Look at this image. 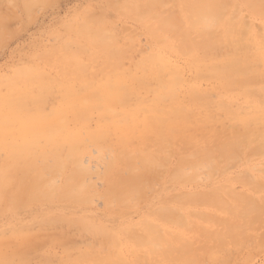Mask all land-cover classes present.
<instances>
[{
	"label": "rangeland",
	"instance_id": "obj_1",
	"mask_svg": "<svg viewBox=\"0 0 264 264\" xmlns=\"http://www.w3.org/2000/svg\"><path fill=\"white\" fill-rule=\"evenodd\" d=\"M226 1L229 8L227 15L235 23V37H221L217 45H212L209 49L201 47L203 40L200 39L199 33H192L193 40L190 41L192 43L184 41L183 38L180 39L187 27L185 23L186 10L183 3H198L193 8L195 9L196 7L200 8L201 2H203L202 9L205 12L210 10L209 3L205 0H166L167 3L164 6L162 4L153 8L150 5H143L144 7L142 6V9L135 13H133L132 5L136 0H37L30 8H26L21 0L0 1V95H6L9 92L6 90L9 89L8 82L17 73L33 67L42 68L40 70L46 75L45 78L49 79L48 81L46 79L48 84L44 82L43 88L47 86L45 91H39L40 87H34L37 90L35 93L39 94L38 98L40 97V99H35L40 100L39 102L35 99L31 100L32 97L29 95L30 101H32L30 104L33 105L34 101V106L26 105L27 98L22 99L25 108L29 107L31 115L28 113L6 117V121H11H8L7 127L0 123V163H2L0 164V173L2 174L8 168L6 173L8 177L12 176L10 179H14V176L16 179H22L18 178L17 174L11 175L12 168L9 166L20 165V162L24 160L23 164L25 158L32 155L31 159H34L36 167L44 166H41L42 169L34 170V173L36 176L42 174L41 176L47 179L45 194L47 193L46 196L50 198L51 191L63 185L66 173L73 171L71 163L66 162L67 164H65L62 160L63 162H60L63 164H61L52 156L53 146L57 147L55 152L59 151L63 154L68 153L75 145L78 149L83 146L84 151L80 148L79 151L82 152L81 155L78 154L79 157L81 156V162L79 157L77 162L90 168L86 175L80 176L81 178L87 176L85 179L82 178L83 180L80 179V181L79 177L77 180L82 183L79 189L81 188L80 194L84 195L80 199L59 200L56 195H54L55 198L52 195L48 199L49 201L45 196L43 198L46 199L45 201L36 199L37 201L33 200V202L25 198L20 206L15 207L7 205L5 200L0 201V264H85L86 262L87 264H108L106 259L113 262L112 258L114 257V262H116L115 256L119 253L122 256H116L117 260L120 259L123 264H264V0ZM154 11H159L164 16L171 15L173 18L175 16L172 30L165 29L164 33L162 32L163 34L161 33L159 36L160 40L157 37L154 38L151 32H148L150 31L147 29L149 26H146L147 22L150 23L153 20L152 24L159 20L152 16ZM85 23L91 25L102 23L112 39L109 41L112 45L109 54L97 49L87 51V55L90 56H84L82 60L88 67L86 74L89 78H86L85 73V76L83 73L81 76L77 75L78 79L80 77L77 83L76 77L72 78L63 66L61 69L59 68L61 65L57 64L59 65L57 66L56 63L66 59L64 56L66 44L78 40L76 42H79L80 47L83 48L86 45L84 37L78 39L75 36V31ZM215 30L213 29V32L219 37L221 30L219 28ZM155 51L159 52L164 60H161L160 64L163 67L166 65L163 69L157 65L158 68H156L151 59L147 60L148 56L151 57L156 53ZM233 57H235V61L238 58L237 63L239 64L235 62L236 66H233L236 68L235 78L236 80L248 79L249 87L255 93L253 99H247L242 85H236L233 90H229L230 92L225 90L224 81L217 75L211 76L208 72L210 65L219 62L225 64V61L227 63L228 60L231 62ZM230 62L225 66L227 68L230 66L229 69H233V64ZM248 65L249 69L246 68ZM239 66H242L244 73L241 72L242 70H240L241 74L237 71ZM245 69L249 70L248 74ZM60 71L62 72L60 73ZM169 71L172 73L171 76ZM175 76H179L181 79L177 77V80L180 79L181 82L176 81ZM82 78L83 82L81 83ZM168 79L171 80L169 83L176 81L178 84L177 98L166 99L167 101L154 99L157 92H164L162 85ZM66 80L68 82L73 80L72 84H68ZM84 81L88 83L86 84ZM95 83L100 87H96ZM102 83L113 84L112 89L120 84H125V93L129 99L125 104L113 105L117 113L122 114L126 110L135 111L137 108L140 110H137L134 116L131 115L129 120L127 119L129 122L119 121L115 128L109 129L110 134L108 133L109 135L100 139L105 148L100 146L99 150L98 146L95 147L96 143H91L95 140L91 138L90 131L98 136L100 130H103L101 125L104 120L97 108L107 100L104 99L106 96L102 93L101 86L104 87ZM88 84L93 85H90L92 88L84 89L83 86L89 87ZM75 85L78 89L75 88ZM61 86H63L62 89H60ZM72 88L75 91L78 90L77 93L80 89L79 95L82 97H87L88 94L92 95L93 92V95L97 94L91 101L87 99L85 104L90 110L89 112L87 110L88 114L85 112L89 119H80L83 115L85 117V114L77 117L73 116L74 114H71L69 110L63 111L67 106L66 91ZM195 94H200V98L204 94L207 98L194 99ZM29 96H27L28 100ZM0 100L2 102L3 99ZM40 102L45 103L40 104ZM42 105L45 106L42 107ZM37 107L40 108V112ZM31 108L33 110L36 108L34 110L36 114L31 111ZM156 109H161L164 112L162 115L166 122L164 120L163 122L167 126H164L165 130L162 131L166 135H163L160 130L162 128L159 125L162 123L159 122L157 125L154 121L156 118H152L155 116L154 113H157ZM141 110L142 115H140ZM164 110L168 111V115ZM58 112L59 114L63 112L65 118L63 113L60 114L61 120L60 117L57 118V115L54 116ZM51 115L56 117V120ZM38 117L42 119L40 120ZM45 120L50 122L45 123ZM40 122L41 124L45 123L42 125H47V128L44 126L47 131L41 127ZM10 123L13 127L9 125ZM158 128L160 132H156ZM56 129L60 130L56 131ZM28 132L29 135H27ZM32 132L33 134L37 132L36 135L40 136L39 140L33 134L31 135ZM55 132L58 133L54 134ZM123 133L129 134V144L126 146L127 150L134 154L136 149L140 148L142 153L146 151L156 153L155 144L159 139L164 138V141L168 140L170 144L168 142L165 145L166 152L161 155L163 160L154 172L145 169L147 186L139 197L132 195L134 199L130 196V200L127 199L126 202L107 204L102 197L103 191L105 192L107 188L105 176H109L110 172L107 168L114 162L115 156L121 149L124 152V145L120 146L121 142H124L121 140ZM247 133L254 138L246 140L245 134ZM52 134L56 136L53 137ZM168 134L171 135V139L173 136L172 141ZM41 135L45 137L43 138ZM66 136L67 138H65ZM72 136L78 138L76 142L79 145L74 143L75 138ZM47 137L49 138L46 139ZM4 138L6 139L4 140ZM32 138L38 141L34 143ZM70 138L73 142L69 141ZM235 138L237 141L244 142V146L237 149L239 151L235 154L236 156H228L227 159L223 156L217 159L216 154L215 158L204 159V157L201 158L193 154L199 150L197 152L200 156V153L208 148H212V151L215 152L216 149L218 150V146L229 144L227 143L229 140L230 142L236 141ZM60 139L62 142L69 141L70 143L62 144L61 141L59 142ZM104 139H107L106 143ZM47 141L48 143L52 141V146L50 143L48 145ZM23 144H27V147L29 145L28 149L26 146L23 148ZM16 146H18L17 149H20L17 150ZM15 149L18 153L13 152ZM202 149L203 151H201ZM108 150L109 152H107ZM49 151L52 153L49 154ZM43 152L46 154L45 159L40 156ZM10 153L12 155H8ZM230 153L236 152L231 151ZM22 154H25V158ZM19 155L22 156L19 157ZM15 156L18 157L19 163L15 160L17 158ZM234 156L235 158H232ZM184 157H187L186 160L195 158L194 162L197 161L198 164L195 165L193 162L191 164L189 160L188 163L191 165L187 161L185 163L189 166L187 164L185 166V163L182 165L181 159ZM197 157L200 160H197ZM221 158L223 161L219 162ZM7 161L11 163L7 164ZM139 162L135 164V169H138ZM4 163L7 165L2 166ZM199 163L200 166H198ZM54 164H57L60 169ZM141 164L140 162L139 165L141 166ZM179 165H182L183 167H181L184 169H177L180 167ZM193 165L196 167H192ZM51 170L56 174H53ZM127 170L123 171L126 178L130 174ZM177 170L182 172L179 173ZM103 177L104 179H102ZM2 190L3 186L0 187V192ZM48 190L50 193L47 192ZM100 193L102 194L100 195ZM210 195L214 197V200L205 202L202 197H210ZM246 203L252 206L254 203L259 205L252 214L249 213L250 217L247 215L244 218L240 215L241 213H235L231 209L236 205L242 210ZM177 211H179L178 215L182 212L183 215L185 214L182 215L185 219L177 216L178 219L185 220L183 224H179L176 215L172 217H176L172 220L171 218L169 220L165 215L167 212L178 213ZM146 219L156 224L157 231L150 233L147 230L144 226ZM77 220L81 223L84 221L86 228H83V224L81 225L80 222L77 224ZM149 237L154 238V243H143L142 247L139 239L146 240ZM113 240L117 244L116 248H114V242L111 243ZM164 247L168 248L167 254L170 256L167 255L166 259L164 258L165 262L162 260L163 256L156 255V251L161 249L160 253L162 252L165 256L167 251L164 252ZM156 248L158 249L155 251ZM107 249H110L113 257H111V253L106 257L103 256L107 253ZM116 251L119 253L115 254ZM100 255H102L99 257L101 260L97 258ZM94 257V261L89 260ZM103 258H105V263L102 262ZM120 260L116 263L121 264Z\"/></svg>",
	"mask_w": 264,
	"mask_h": 264
},
{
	"label": "bare ground",
	"instance_id": "obj_2",
	"mask_svg": "<svg viewBox=\"0 0 264 264\" xmlns=\"http://www.w3.org/2000/svg\"><path fill=\"white\" fill-rule=\"evenodd\" d=\"M0 1H3V0H0ZM22 2H23V4L25 5V7L26 8H30L32 5H34V3L37 1V0H21ZM205 1H207L208 3H209V7H210V10L209 11H203V9H202V6H203V2H201V7L199 8V7H196L195 9H193L195 6H197V4L198 3H188V4H184L183 3V6L185 7V10H186V15H185V23L187 24V27H186V29H185V32H183L182 34V37L180 38V39H182L183 38V40L185 41H191V40H193L192 39V33H194V34H196V33H199L200 34V39H202L203 41H202V43H203V46H201V47H206L207 49H209V47H211L212 45L213 46H215V45H217V43L220 41V38L222 37V38H232V37H235V23L233 22V19L231 18V17H229L227 14H228V10H229V8H228V2L226 1V0H205ZM249 1V0H248ZM248 1H247V3H248ZM192 2V1H191ZM250 2V1H249ZM166 0H136V2H135V4H133L132 5V10L134 11L133 13H135V12H137V11H140L141 9H142V6L143 5H150V6H152L153 8H155V7H158V6H161L162 4V6H164V5H166ZM200 3V2H199ZM253 3V2H252ZM187 5V6H186ZM253 5V4H252ZM149 6V7H150ZM144 7V6H143ZM252 7V6H251ZM256 7V6H255ZM131 8V7H130ZM13 10V9H12ZM152 16L154 17V18H158L157 20L158 21H156V23H152L151 24V22L153 21H151L150 23H148L147 22V27L149 26V28H147V29H149L150 31H148V32H151V35H153V37L154 38H156L157 37V39L159 38V40H160V35H161V33L165 30V29H167V30H172V25L174 24V19H175V16H174V18L171 16V15H166V16H164V14L163 13H161V12H157V11H154V13H152ZM3 18V17H2ZM153 18V19H154ZM149 24V25H148ZM151 24V25H150ZM216 28H219L220 30H221V33L219 34V37L218 36H216L215 35V33L213 32V29L215 30ZM107 30H106V28L103 26V24L102 23H96V24H93V25H91V24H88V23H85V24H83V25H81L80 26V28L79 29H77L76 31H75V36L79 39V38H81V37H84L85 38V40H86V45L82 48V47H80L79 46V42H76V41H78V40H74V41H71L70 43H68V44H66L65 46H64V51H65V53H64V56H66L65 58L66 59H63V60H60V62L59 63H56V65L57 64H59V65H61L59 68H61L62 66H63V68H65L66 70L65 71H68L67 73H68V75L70 74V76H72V78H74V77H76L77 75L79 76H81V74L83 73H87V70H88V67H87V65L85 64V62L82 60V57H84V56H87V57H89L90 55H87L88 54V50H90V49H94V50H98V51H101V52H106V53H108L109 54V52H111V45L112 44H110L109 43V41L110 40H112L111 38H110V36L107 34V32H106ZM216 31V30H215ZM164 33V32H163ZM162 33V34H163ZM74 36V37H75ZM162 37V36H161ZM156 39V40H157ZM186 43V42H185ZM190 43H192V42H190ZM187 44V43H186ZM194 44V43H193ZM201 44V43H200ZM113 48V47H112ZM92 51V50H91ZM100 52V53H101ZM156 53H154V54H152L151 55V57H147V60L149 59H151V62L153 63V65H155V67L156 68H158V67H162V69L166 66H164L163 67V65H160L161 63H162V61H164V60H162V57L160 56V54H159V52H157V51H155ZM94 54V53H93ZM190 54V53H189ZM211 54V53H210ZM209 55V54H208ZM213 55V54H212ZM234 55V54H233ZM189 56V55H188ZM191 56H192V54H191ZM210 56V55H209ZM231 56V55H230ZM235 56V55H234ZM213 58V57H212ZM228 58V57H227ZM235 57H233V59L231 60V62L228 60V62H230L231 64H233L232 65V68H233V66H236V64H235V62L237 63L238 62V58H237V60L235 61V59H234ZM207 59H209V58H207ZM217 59V58H216ZM162 60V61H161ZM198 61H199V59H197ZM206 60V59H205ZM57 61V60H56ZM55 61V62H56ZM205 62V61H204ZM207 62V61H206ZM226 63V61H225V64H224V62H219V63H215V64H213V65H210L209 67H208V72L211 74V76H214V75H217L218 77H220L221 79H222V81H224L223 83H224V85L226 86V88H225V90H227V91H229V90H233L234 88H235V86L236 85H242L243 86V91H244V94H245V96L247 97V99H253L254 98V92H253V89H251L250 87H249V82L246 80V79H240V80H236V78H235V69L236 68H233L234 69V71H233V69H229L230 68V66L227 68L225 65L226 64H229V63ZM198 63V62H197ZM214 63V62H213ZM238 64V63H237ZM59 65H57V66H59ZM152 65V66H153ZM158 67H157V66ZM239 65V64H238ZM154 67V66H153ZM240 67H241V69H240ZM249 67V65L246 67V68H248ZM167 68V67H166ZM40 69H42V68H40ZM40 69H38V68H30V69H27V70H25V71H23V72H19V73H17L12 79H10L9 80V82H8V87H9V89H6V90H9V92L8 93H6V95H0V99H3L2 100V102H1V100H0V116L2 117H0L1 118V120H0V123L2 124V125H7V123H8V121L9 120H5V118L6 117H14V116H19V115H26V114H28V113H30V110L28 109V108H25V106H24V102H23V100L22 99H26L27 98V102L25 101V103H26V105H32V104H30V103H32V101H30V96L29 95H31V100L32 99H35V98H38V96H39V94H36L35 92L37 91V90H35V88H37V87H40V89H41V87H42V90H40L39 89V91H42L43 92V90L45 89V88H47V86H45V88H43V86L45 85L44 84V82L46 83V79H47V81L49 80L48 78H45L46 77V75L40 70ZM62 69V68H61ZM161 69V68H160ZM244 69V68H243ZM249 69V68H248ZM240 70H242V66H239V70H237L238 72H240ZM249 71V70H248ZM248 71L245 69V72H247V74H248ZM62 71H60V73H61ZM170 72V71H169ZM241 72H243L244 73V71L242 70ZM241 72H240V74H241ZM208 73V74H209ZM85 74H84V76H85ZM170 74V76H171V72L169 73ZM203 74V73H202ZM207 74V73H206ZM246 74V73H245ZM246 74V75H247ZM67 74H66V76H68ZM87 75V74H86ZM65 76V75H64ZM77 76V77H78ZM88 76V75H87ZM86 76V78H89V76L87 77ZM236 76H238V74H236ZM76 77V78H77ZM176 77V76H175ZM178 78H180L179 76H177ZM177 77H176V81H179V80H177ZM215 77V76H214ZM246 77V76H245ZM261 77V76H260ZM67 78H69V77H67ZM71 78V79H72ZM247 78V77H246ZM251 78V77H250ZM52 79V78H51ZM71 79H69V80H71ZM79 79H80V77H79ZM79 79L77 78V80H75L77 83H78V81H79ZM175 79V78H174ZM45 80V81H44ZM169 80V79H168ZM167 80V81H168ZM173 80V79H172ZM52 81V80H51ZM50 81V82H51ZM67 81V80H66ZM73 81V80H72ZM72 81H70V82H68V84H70ZM81 81V83L83 82V78H82V80H80ZM88 81V80H87ZM166 81V82H167ZM176 81H172V83H169V82H171V80H169L167 83L165 82V84H163L162 85V89H163V93H161L162 91H160V92H157L156 93V97L154 98V99H165V101H167L166 99H176L177 98V94H176V92H177V90H178V88H177V82ZM240 81V82H239ZM60 82V81H59ZM65 82V81H64ZM85 82V81H84ZM179 82H181V81H179ZM251 82H252V80H251ZM5 83V82H4ZM76 83V84H77ZM86 83V82H85ZM88 83V82H87ZM86 83V84H87ZM90 83H93V82H90ZM109 83H110V81H109ZM121 83H122V81H121ZM46 84H48V83H46ZM60 84V83H59ZM67 84V85H68ZM72 84V83H71ZM96 84L97 83H95L94 85L96 86ZM103 84V83H102ZM101 84V85H102ZM7 85V84H6ZM53 85V84H52ZM61 85H62V83H61ZM63 85H65V84H63ZM89 85V87L88 86H83V87H85L84 89H86V90H88L89 88H92L91 86H93V85H91V84H88ZM91 85V86H90ZM104 85V87L103 86H101L102 87V93L104 94V96H106V98H104V99H107L105 102H104V104H102V105H99L97 108H99V110H100V114H101V118L104 120V121H102V125H101V127L103 128V130H100V134L99 133H97V134H99L98 136H96V133H91V131H90V134L92 135V139L93 140H95L94 142H91V143H96L97 145H95V147L96 146H98V149H99V147L101 146V148H103L104 147V145H102V143H101V141H100V139L102 138H105V136L106 135H109L110 133L108 132L109 131V129H113V128H115L116 126H117V122H127L129 119V117L131 116V115H135L136 113H137V110H140V108H137L135 111H130V110H126V112L125 113H122V114H120V113H117V111H115L116 109H114V107L115 106H113L114 104H117V103H123V104H125L126 103V101H127V99H129L128 97H127V95H126V93H125V84H123V85H119V86H116V88H113L112 89V86H113V84H108V85H105V83L103 84ZM74 86V85H73ZM94 86V87H95ZM7 87V86H6ZM7 87V88H8ZM35 87V88H34ZM60 87V86H59ZM62 87L63 86H61V88L60 89H62ZM88 87V88H87ZM96 87H100V86H96ZM114 87V86H113ZM160 87H161V85H160ZM48 88H49V86H48ZM51 88H53V87H51ZM56 88H57V86H56ZM56 88H54V89H56ZM75 88L76 89H78L77 87H76V85H75ZM111 88V89H110ZM177 88V89H176ZM35 90V91H34ZM48 90V89H47ZM52 90V89H51ZM45 91V90H44ZM49 91V90H48ZM54 91H56V90H54ZM59 91V90H58ZM57 91V92H58ZM76 91H78V90H76ZM73 88L72 89H69L68 91H66L67 93H66V101H67V106H65V108H64V110L63 111H66V110H69V112H71V114H74L73 116H77V117H80V116H82V114H85V112H87V110H88V108L85 106V104H86V102L89 100V101H91V99H94V96L95 95H97V94H95V95H93L94 94V92H93V94L92 95H87V97H82V96H80L79 94H80V89H79V93H77ZM82 91V90H81ZM226 91V92H227ZM243 91H242V94H243ZM42 92H40V94L42 93ZM52 92V91H51ZM83 92V91H82ZM86 92V91H85ZM89 92V91H88ZM96 92V91H95ZM230 92V91H229ZM1 93V92H0ZM52 93H54V92H52ZM96 93H98V92H96ZM233 93H235V92H233ZM224 94V93H223ZM230 94V93H229ZM42 95H43V93H42ZM45 95V94H44ZM196 96L194 97V99H199L200 98V94L199 95H197V94H195ZM27 96H29V100H28V97ZM46 96V95H45ZM100 96V95H99ZM99 96H97V97H99ZM158 96V97H157ZM47 97V96H46ZM204 97H206V96H204V94H203V97L202 98H200V99H205ZM233 97V96H232ZM100 99H101V96L99 97ZM137 98V97H136ZM207 98V97H206ZM38 99H40V97L38 98ZM42 99V98H41ZM45 99H47V98H45ZM86 99V100H85ZM88 99V100H87ZM224 99V98H223ZM235 99V98H234ZM36 101H38L37 99H35ZM42 100H44V99H42ZM41 100V101H42ZM134 100V99H133ZM28 101H30L29 102V104H28ZM40 101V100H39ZM38 101V102H39ZM79 101V102H78ZM99 101V100H98ZM128 102V101H127ZM141 103H143L142 101H140ZM37 103V102H36ZM35 103V104H36ZM41 103H45V102H40V104ZM144 103H146V102H144ZM163 103V102H162ZM40 104H38V105H40ZM164 104V103H163ZM69 105V106H68ZM88 105V104H87ZM121 105V104H120ZM162 105V104H161ZM32 106H34V101H33V105ZM45 106V105H44ZM43 105H42V107H44ZM97 106V105H96ZM165 106V105H164ZM40 107V106H39ZM39 107H37V108H39ZM42 107H40V108H42ZM155 107V106H154ZM166 107V106H165ZM40 108H39V112H40ZM125 109H126V107H124ZM29 111H28V110ZM146 109V108H145ZM144 109V110H145ZM165 109V108H164ZM171 109H172V111H174L173 110V108L171 107ZM34 110H36V108L34 109ZM34 110H33V108H31V111L32 112H34ZM86 110V111H85ZM147 110V109H146ZM54 111V110H53ZM62 111V110H61ZM90 110H88V112H89ZM148 111V110H147ZM155 111H157V113H154V117L152 116V118H156V120H154L155 121V123L158 125L159 124V122H160V124L162 123V125H159V127L160 128H162V129H160L161 130V132H162V134H163V131L162 130H165V127L167 126V125H165V119H164V116L162 115V114H164V112L161 110V109H156ZM164 111H166V110H164ZM41 112H42V110H41ZM43 112H44V110H43ZM57 112V111H56ZM68 112V113H69ZM88 112H87V114H88ZM167 112L168 111H166L165 113L167 114ZM35 113V112H34ZM33 113V114H34ZM63 112H60V114H62ZM94 113V112H93ZM144 113H145V111H144ZM148 113V112H147ZM36 114V113H35ZM54 114V113H53ZM58 114H59V112H58ZM57 113L56 114H54V116L55 115H57L58 117L57 118H59L60 117V114L58 115ZM87 114H85V117H81L80 119L81 120H85V119H83V118H86V119H89V118H87L86 117V115ZM90 114V113H89ZM172 114V113H171ZM30 115H31V113H30ZM48 117H49V115L48 114H46ZM63 115H64V113H63ZM140 115H142V110H141V113H140ZM139 115V116H140ZM152 115V114H151ZM168 115V114H167ZM262 115V114H261ZM27 116H29V115H27ZM36 116V115H35ZM38 116V115H37ZM52 116V115H51ZM139 116H138V118H139ZM41 117L42 118H45L43 115H41ZM53 117V116H52ZM51 117V118H52ZM76 117V118H77ZM32 118V117H31ZM35 118H37V117H35ZM38 118H40V117H38ZM42 118H40V120L42 119ZM53 118H55L54 120H56V117H53ZM64 118H65V115H64ZM250 118H253V117H250ZM260 117L258 116V119H259ZM29 119V117L27 118V120ZM46 119V118H45ZM48 119V118H47ZM50 119V118H49ZM48 119V120H49ZM128 119V120H127ZM147 119H149V118H147ZM253 119H256V118H253ZM30 120V119H29ZM28 120V121H29ZM39 120V119H38ZM39 120V121H40ZM47 120V121H48ZM60 120H61V117H60ZM101 120V119H100ZM151 120V122H153L152 121V119H150ZM163 120L165 121V122H163ZM42 121H44V120H42ZM41 121V122H42ZM46 120H45V123L47 122ZM64 122H66L65 120H63ZM137 121V120H136ZM9 122H11V121H9ZM36 122V121H35ZM41 122H40V124H41ZM48 122H50V121H48ZM47 122V123H48ZM101 122V121H100ZM129 122V121H128ZM148 122H149V120H148ZM45 123H42V124H45ZM0 124V125H1ZM36 124H38L37 122H36ZM41 124V127L43 128L44 126H46V128H47V125H42ZM86 124V123H85ZM168 124V123H167ZM11 127H13L12 125H11V123L9 124ZM31 125V124H30ZM35 125V124H34ZM33 125V126H34ZM140 125V124H139ZM142 125V124H141ZM86 126V125H85ZM165 126V127H164ZM7 127V126H6ZM9 127V126H8ZM37 127V126H36ZM35 127V128H36ZM40 127V128H41ZM87 127V126H86ZM138 127V126H137ZM156 127V126H155ZM164 127V128H163ZM5 128V127H4ZM10 128V127H9ZM35 128L33 129V132L35 131ZM39 128V129H40ZM41 128V129H42ZM45 128V127H44ZM44 129V130H46L47 131V129ZM157 128V127H156ZM155 128V129H156ZM62 129V128H61ZM171 130H172V128H170ZM37 130V129H36ZM60 129H56V131H59ZM170 130V131H171ZM31 131V130H30ZM39 131V130H38ZM65 131V130H64ZM74 131V130H73ZM98 131V130H97ZM157 131H159V128H158V130H156V132ZM33 132L31 133V135L33 134ZM40 132V131H39ZM44 132V131H43ZM70 132H71V129H70ZM111 132V131H110ZM117 132V131H116ZM160 132V131H159ZM3 133H4V131H3ZM45 133V132H44ZM43 133V134H44ZM48 133V132H47ZM53 133V132H52ZM58 133V132H57ZM56 132L54 133V134H57ZM67 133V132H66ZM65 133V134H66ZM73 133V132H72ZM77 133V132H76ZM76 133H75V135H76ZM89 133V132H88ZM109 133V134H108ZM168 133V132H167ZM172 133V132H171ZM170 133V134H171ZM14 134V133H13ZM37 134V132L35 133V134H33L34 136H36L37 137V139H38V137H40V136H37L36 135ZM39 134V133H38ZM49 134V133H48ZM47 134V135H48ZM64 134V133H63ZM62 134V135H63ZM70 134V133H69ZM5 135H6V132H5ZM25 135V134H24ZM27 135H29V132H28V134ZM30 135V136H31ZM50 135V134H49ZM71 135H73V134H71ZM71 135H67V136H71ZM114 135V134H113ZM163 135H166L165 134V132H164V134ZM19 136V135H18ZM22 136H23V133H22ZM42 136V135H41ZM52 136L54 137V136H56V135H53L52 134ZM67 136L65 137V138H67ZM168 136H170V140L172 141V139H173V136H172V139H171V135H169L168 134ZM245 136H246V140H250V139H252V138H254V137H252L251 136V134H249V133H247V134H245ZM5 137V136H4ZM36 137H33V138H36ZM43 138L45 137V136H42ZM51 137V136H50ZM235 137V136H234ZM7 138V137H6ZM6 138H4V140L6 139ZM32 138V139H33ZM49 137H47L46 139H48ZM64 138V139H65ZM72 138H75L74 139V143L76 142V140L78 139H76V137H73L72 136ZM72 138H70L69 139V141L70 142H73V140H72ZM122 138L123 139H121L122 141L124 140V142H121V144H120V146H123L124 147V152L122 151V149L119 151V154L117 155V156H115V160H114V162H112L110 165H108V170H109V176H105V179H106V182H107V188H106V191L104 192L103 191V194L102 193H100V195L102 194V197H103V199L105 200V202L107 203V204H110V203H123V202H126V200L127 199H129V197L130 196H132V195H134L135 197L136 196H140L143 192H144V189H146L145 187L147 186V181L145 182V179H146V177H145V169H147V170H149V171H152V172H154V170L156 169V167H158L160 164H161V160H163L162 158H161V155H163V153L164 152H166L165 151V148H166V146L165 145H167V143L169 142L168 140H166V141H164V138L163 139H159V141H158V139H157V141H158V143H156L155 145H156V147H157V152L156 153H154V152H148V151H146L145 153H142V152H140L141 151V148L140 149H136V152H135V154L133 153V152H131V151H128L127 150V146H126V144H129V134H126V133H123V135H122ZM167 138H169V137H167ZM8 139V138H7ZM22 139H24V138H22ZM36 139V141H38ZM50 139H52V138H50ZM64 139H62V140H64ZM79 139H81V137H79ZM108 139V138H107ZM107 139H104L105 140V143H106V141H107ZM236 139V141H232V142H230V140H229V142L227 141V143H229V144H224V145H220V146H218L217 148H218V150L216 149H214L215 150V152L214 151H212L213 149L211 148H208L207 149V147H206V149L207 150H205V151H203V149L201 150V151H203V153L201 152L200 153V156H199V152H197V151H199V150H197V151H195V153H193V154H195V155H198V157H204V159H206L207 157L208 158H210L211 159V157L212 158H215L216 156V154H217V159L219 158V157H223V158H225V159H227L228 158V156H232V155H235V154H237L238 152L237 151H239V150H237L239 147H243L244 145V142L243 141H237V138H235ZM34 140V139H33ZM32 140V141H33ZM92 140V141H93ZM232 140V139H231ZM234 140V139H233ZM260 140V139H259ZM2 141V140H1ZM27 141V140H26ZM31 141V142H32ZM35 140H34V143L36 142ZM42 141H43V139H42ZM49 141V140H48ZM48 141H47V143H48ZM52 141H53V139H52ZM51 141V142H52ZM55 141V140H54ZM61 141V139L59 140V142ZM68 141V142H69ZM79 141V140H78ZM83 141V140H82ZM103 141V140H102ZM131 141H132V138H131ZM247 141V142H248ZM3 142H5V141H3ZM2 142V143H3ZM31 142H29V143H31ZM51 142H49L50 144H51V146H52V144L53 143H51ZM67 142V143H68ZM69 142V143H70ZM246 142V143H247ZM260 142H261V140H260ZM34 143H33V145H34ZM49 143H48V145H49ZM60 143H66L65 141L64 142H60ZM66 143V144H67ZM84 143V142H83ZM110 143V142H109ZM249 143V142H248ZM4 144V143H3ZM37 144H39V143H37ZM56 144H58V143H56ZM61 144V145H62ZM76 144L77 145H79V143H77L76 142ZM130 144H131V142H130ZM169 144H170V142H169ZM4 145H7V143L6 144H4ZM4 145H3V147H4ZM24 145V144H23ZM22 145V146H23ZM43 145H44V143H43ZM47 145V148H48V150H49V146ZM65 145V144H64ZM70 145V144H69ZM82 145H85V144H82ZM110 145H112V144H110ZM18 146H19V144H18ZM18 146H16V149H17V147ZM27 147V144L26 145H24L23 146V148L24 147ZM31 147H32V145H30ZM35 146V145H34ZM58 147L60 146V145H57ZM66 146V145H65ZM70 146H72V145H70ZM74 146V145H73ZM76 146V145H75ZM72 147L73 149H71L68 153H66V154H63V153H61V152H55L56 151V148H55V146H53L54 147V153H53V157L57 160V162L59 161V163H61V162H63L62 160H64V162H65V164H67L66 162H68V163H71V165H72V169H73V171H72V173H66V180L64 181V183H63V185L62 186H60L59 188H56L54 191H51V193H52V195H53V197H54V195H56V197L59 199V200H67V201H69V200H72V199H80L81 198V196H84V195H81L80 194V192H81V188L79 189V187L81 186L80 184H82V183H79V182H77V180H78V178L80 177V176H83V175H86L88 172H89V169L90 168H87V167H84V166H82V165H80L77 161V159H78V154H80L81 155V152L82 151H84V149L82 148V147H80V148H82L83 150L82 151H79V149L78 148H76V147ZM93 146H94V144H93ZM107 146V148H108V145H106ZM125 146H126V149H125ZM1 147V146H0ZM13 147H15V145H13ZM28 147H29V145H28ZM28 147H27V149H28ZM39 147H40V145H39ZM38 147V148H39ZM46 147V146H45ZM264 147V146H263ZM5 148V147H4ZM22 148V147H21ZM46 148V149H47ZM66 148H67V146H66ZM85 148H87V147H85ZM105 148V147H104ZM16 149L13 151L14 153L15 152H17L16 151ZM20 148H18L17 150H19ZM26 149V148H25ZM35 149V148H34ZM51 149V148H50ZM61 149H63V148H61ZM111 149H112V147H111ZM144 149V148H143ZM167 149V148H166ZM169 149V148H168ZM261 149V148H260ZM13 150V149H12ZM33 150V149H32ZM59 150V149H58ZM65 150V149H64ZM81 150V149H80ZM87 150V149H86ZM85 150V151H86ZM100 150V149H99ZM105 150H107V149H105ZM104 150V151H105ZM126 150V151H125ZM241 150V149H240ZM7 151V150H6ZM10 151V150H9ZM31 151V150H30ZM47 151V150H46ZM62 151V150H61ZM66 151V150H65ZM64 151V152H65ZM89 151V150H88ZM103 151V150H102ZM116 151H117V149H116ZM139 151V152H138ZM168 151V153H169V150H167ZM236 152V153H233V154H231L230 152ZM8 152V151H7ZM36 152V151H35ZM37 152H38V149H37ZM36 152V153H37ZM50 152V153H49ZM48 153L49 154H51L52 152L51 151H49ZM63 152V151H62ZM77 154H75V153ZM80 152V153H79ZM87 152V151H86ZM107 152H109V150L107 151ZM110 152H111V150H110ZM118 152V151H117ZM18 153V152H17ZM20 153V152H19ZM22 153V152H21ZM31 153H33L32 151H31ZM47 153V152H46ZM84 153V152H83ZM168 153H167V155H168ZM240 153V152H239ZM111 154V153H110ZM113 154V153H112ZM192 154V155H193ZM229 154H231V155H229ZM8 155H12L11 153L10 154H8ZM23 155V154H22ZM22 155H19V157H21ZM25 155V154H24ZM23 155V156H24ZM35 155V154H34ZM46 154L43 152L42 153V155L40 154V156L42 157V158H44L45 159V156ZM166 155V154H165ZM164 155V156H165ZM194 155V156H195ZM202 155V156H201ZM32 156V155H31ZM31 156H29L28 155V157L27 158H25V156H24V158H25V163H23L22 164V162L24 161V160H22V162H20V165L18 164V165H15V166H12V167H10L9 166V168H12V171H11V169H10V173H11V175H15V174H17V177L18 178H22V179H16L15 178V176H14V179H10V177H12V176H10V177H8V174L6 173L7 172V169H6V171H4L2 174L0 173V187H2L3 186V190L1 191V192H3V193H1L0 192V201L1 200H5L6 202H7V205L8 204H10V206H20V204L21 203H23L24 201H25V198H26V200H28V201H33V200H36V199H43L45 196H46V194H45V192H46V188H45V186H47V179H44V176L42 177L41 175H35V173H34V170H36V169H42V167H44V166H42L41 164V166H39V168L38 167H36L34 164V159H31ZM39 156V157H40ZM85 156V155H84ZM193 156V157H194ZM236 156V155H235ZM235 156L234 157H232V158H235ZM239 156V155H238ZM15 157H17V156H15ZM47 157H49V156H47ZM81 157V156H80ZM79 157V161H80V158ZM197 157V158H198ZM23 158V157H22ZM35 158V157H34ZM50 158V157H49ZM185 158H187V157H184V158H182L181 159V164L182 163H185L186 161H187V163H188V161L192 164V162L193 163H195L194 161L196 160L195 158H194V160H192L193 158H189V160L187 159H185ZM207 158V159H208ZM14 159V158H13ZM17 159H18V157L15 159L16 161H17ZM38 159V158H37ZM39 159H41V158H39ZM112 159V158H111ZM216 159V160H217ZM230 159V158H229ZM8 160H9V158H8ZM15 160H14V162H15ZM47 160H48V162H50L49 161V159L47 158ZM197 160H200L199 158L197 159ZM215 160V159H214ZM18 161H19V159H18ZM17 161V163H19ZM61 161V162H60ZM112 161V160H111ZM142 163L141 164V166L139 165L140 164V162ZM220 161H223V159L221 158V159H219V162ZM13 162V161H12ZM13 162V163H14ZM45 162V161H44ZM81 162V161H80ZM84 162H85V160H84ZM139 162V164H138V166H137V168L138 169H135V167H136V163H138ZM203 162V161H202ZM218 162V163H219ZM8 163H11V162H9V161H7V164ZM56 163V162H55ZM86 163V162H85ZM187 163H185V166H186V164ZM196 163H197V161H196ZM196 163H195V165H196ZM209 163H211V162H209ZM208 163V164H209ZM0 164H2V163H0ZM7 164H3L2 166H6ZM49 164V163H48ZM61 164H63V163H61ZM189 164V163H188ZM187 164V166H189V165H191V164H189L188 165ZM198 164V163H197ZM203 164H204V162H203ZM217 164V163H216ZM215 164V165H216ZM44 165H46V164H44ZM54 165H56L57 167H59L57 164H54ZM182 165H184V164H182ZM182 165H179L180 167H177V169H179V168H182L183 166ZM201 164L199 163V165L198 166H200ZM205 165V164H204ZM207 165V164H206ZM38 166V165H37ZM182 166V167H181ZM208 166V165H207ZM8 167V166H7ZM48 167V166H47ZM46 167V168H47ZM55 168L56 169V171H57V169L58 168ZM64 167H65V165H64ZM88 167H90V166H88ZM192 167H196V166H192ZM213 167H214V165H213ZM45 168V169H46ZM51 168V167H50ZM66 168V167H65ZM140 168V169H139ZM48 169V168H47ZM59 169H60V167H59ZM67 169V168H66ZM70 169V168H69ZM124 169L126 170V169H128L127 171H129L130 172V174H129V176H127V178L124 176ZM182 169H184V168H182ZM49 170V169H48ZM63 170H65V169H63ZM138 170H139V172H138ZM9 171V170H8ZM38 171V170H37ZM45 171H47V170H45ZM51 171H53V170H51ZM50 171V172H51ZM60 171V170H59ZM68 171V170H67ZM107 171V170H106ZM159 171V170H158ZM179 170H177V172H178ZM214 171V170H213ZM2 172V171H1ZM71 172V171H70ZM123 172V173H122ZM156 172V171H155ZM180 172H182V171H179V173ZM183 172H184V170H183ZM206 172V171H205ZM9 173V174H10ZM47 173V172H46ZM52 173V172H51ZM55 172L53 171V174H54ZM62 173V172H61ZM63 173H65V172H63ZM178 173V174H179ZM22 174V175H21ZM52 174V175H53ZM56 174V173H55ZM91 174V173H90ZM89 174V175H90ZM104 174H106V173H104ZM107 174H108V172H107ZM177 174V175H178ZM182 174V173H181ZM22 177H21V176ZM47 176H48V174H46ZM46 175H45V177H46ZM51 175V174H50ZM147 175V174H146ZM184 175H185V173H184ZM63 176V175H62ZM87 176H85V177H82V178H86ZM24 178V179H23ZM81 177L79 178V180L81 179V180H83ZM186 178V177H185ZM102 179H104V177L102 178ZM80 180V181H81ZM86 181V180H85ZM53 182V181H52ZM51 182V183H52ZM83 182V181H82ZM84 183V182H83ZM87 185V184H86ZM58 186V185H57ZM149 186V185H148ZM83 187H84V185H83ZM148 188V187H147ZM18 192V193H17ZM47 192H49V190L47 191ZM50 193V192H49ZM52 195H51V197H52ZM80 196V197H79ZM47 197V200L48 199H50V198H48L49 196H46ZM89 197V196H88ZM99 197V196H98ZM55 198V197H54ZM132 198H133V196H132ZM203 199H205V202H206V200L207 201H210V200H212L214 197L213 196H211L210 195V197H207V196H204V197H202ZM53 199V198H52ZM134 199V198H133ZM132 199V200H133ZM38 200V201H39ZM44 201L46 200V199H43ZM89 200V199H88ZM87 200V201H88ZM130 200V199H129ZM214 200V199H213ZM218 200V199H217ZM37 201V200H36ZM35 201V202H36ZM49 201V200H48ZM203 201V200H202ZM34 202V201H33ZM70 202H72V201H70ZM128 202V201H127ZM116 203V204H117ZM138 203V202H137ZM250 204H251V202H250ZM250 204H248V203H246L245 204V207H244V209H242V210H240L239 209V207H237L236 205H235V207H231V209L233 210V211H235V213H241L240 215H242L243 217L244 216H249V213H251L252 214V212H254L255 210H256V207L257 206H259L257 203H254V205H256V206H252V205H250ZM2 205H3V203H2ZM1 205V206H2ZM120 205V204H119ZM263 206V205H262ZM258 208H260V207H258ZM262 208V207H261ZM260 208V209H261ZM7 209V208H6ZM182 209V208H181ZM180 209V210H181ZM264 209V208H263ZM169 210V209H168ZM171 211H173V210H171ZM178 213H174V212H167V214L165 213V215H167V217H168V219L169 218H171V220L172 219H175L177 216H181L180 218H184L185 219V217H182V213L180 214V215H178L179 214V211H177ZM260 213V212H259ZM164 215V214H163ZM176 215V217H174V218H172L173 216H175ZM185 215V214H184ZM183 215V216H184ZM254 215V214H253ZM258 215V214H257ZM241 216V217H242ZM161 217V216H160ZM166 217V216H165ZM250 217V216H249ZM251 217H252V215H251ZM244 218H246V217H244ZM163 219V218H162ZM167 219V218H166ZM182 219H178V217H177V220H179L178 222H180L179 224H183V221H185V220H183L182 221ZM249 219V218H248ZM164 221H165V219H163ZM170 220V219H169ZM72 222V221H71ZM75 222V221H74ZM78 222H80V221H78L77 220V224H78ZM88 222V221H87ZM73 223V222H72ZM81 223V222H80ZM79 223V224H80ZM89 223V222H88ZM83 224V225H82ZM186 224V223H185ZM81 225L83 226V228L85 227L86 228V223L84 224V221L81 223ZM85 225V226H84ZM91 225V224H90ZM146 228H147V230L150 232V233H153L152 231H155L156 229H155V227H156V224H154V223H151V222H149V221H147V219H146V221H145V225H144ZM242 226V225H241ZM92 227H93V225H92ZM91 228V227H90ZM100 228V227H99ZM104 229V228H103ZM98 230V229H97ZM100 230H101V228H100ZM105 230V229H104ZM234 230V229H233ZM99 231V230H98ZM157 231V230H156ZM153 239V240H152ZM137 240V239H136ZM139 241H140V243H142V247L144 246V244L143 243H154V238H148V239H146V240H141V239H139ZM157 241V240H156ZM114 242V248H116L115 247V245H117V244H115L116 242L113 240L111 243H113ZM138 242V241H137ZM111 243H109V244H111ZM159 245L161 244V243H158ZM140 245V244H139ZM138 245V246H139ZM149 245V244H148ZM140 246V247H141ZM150 246V245H149ZM153 246V245H152ZM162 246V245H161ZM160 246V247H161ZM111 247H113V246H111ZM118 247V246H117ZM159 247V246H158ZM163 248V247H162ZM183 248V247H182ZM112 249V248H111ZM153 249H154V247H153ZM158 248H156L155 249V251L157 250ZM168 249V248H167ZM165 247H164V252H166V254H165V256H164V254L161 252L160 253V251H161V249H160V251H159V249H158V252L156 251V255L157 254H159V255H161V256H163V261H164V258L166 259V256L168 255L167 253H168V250H167ZM184 249V248H183ZM108 251H107V253H105V255H103L104 257H106V255H110V253H111V251H109L110 249H107ZM113 251H114V249H113ZM115 252V251H114ZM104 253V252H103ZM109 253V254H108ZM119 253V251H116V253L115 254H118ZM114 254V253H113ZM120 254V253H119ZM116 255V256H122V255ZM102 255H100V256H98L97 258L99 259V257H101ZM115 256V258H116V262L117 261H119V260H117V257ZM160 256V257H161ZM169 256V255H168ZM89 257V256H88ZM110 257V256H109ZM111 257H113L112 256V253H111ZM170 257V256H169ZM162 258V257H161ZM87 259V258H86ZM85 259V261H87ZM104 259L105 258H103L102 259V262H104L105 263V261H104ZM111 259V258H110ZM113 259V262H111V261H108V259H106V261H107V263L109 262L110 264H114V263H116V262H114L115 261V259H114V257L112 258ZM111 259V260H112ZM170 259V258H169ZM89 260H92V261H94L95 260V257L92 259V258H90ZM99 260H101V259H99ZM98 260V262H100ZM123 260H124V258H123ZM102 262H100V263H102ZM120 262H121V264H123V262L120 260ZM157 262V261H156ZM165 262V261H164ZM167 262V261H166ZM169 262V261H168ZM108 263V264H109ZM85 264H87V262L85 263ZM106 264V263H105ZM116 264H118V263H116ZM162 264V263H161ZM166 264H168V263H166Z\"/></svg>",
	"mask_w": 264,
	"mask_h": 264
}]
</instances>
